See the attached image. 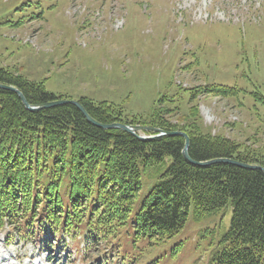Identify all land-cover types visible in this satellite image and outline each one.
<instances>
[{
    "label": "rangeland",
    "instance_id": "obj_1",
    "mask_svg": "<svg viewBox=\"0 0 264 264\" xmlns=\"http://www.w3.org/2000/svg\"><path fill=\"white\" fill-rule=\"evenodd\" d=\"M0 65L58 100L106 101L142 122L154 109H173L168 116L180 125L197 112L203 131L264 146V0H0ZM206 84L237 93L202 91ZM147 179L135 210L154 184ZM232 209L230 201L201 220L191 210L162 245L123 240L116 264H210ZM5 233L0 264L83 263L76 250L6 244Z\"/></svg>",
    "mask_w": 264,
    "mask_h": 264
},
{
    "label": "trees",
    "instance_id": "obj_2",
    "mask_svg": "<svg viewBox=\"0 0 264 264\" xmlns=\"http://www.w3.org/2000/svg\"><path fill=\"white\" fill-rule=\"evenodd\" d=\"M0 83L19 88L32 105L59 99L44 83L1 65ZM202 91L232 96L237 88L206 84ZM80 101L102 123L185 131L194 160L264 166V146H242L203 131L197 112L180 125L168 116L173 109H154L151 120L142 122L124 118L106 101ZM184 144L180 135L142 140L95 126L73 104L31 111L17 93L0 88V229L8 231L9 242L18 238L50 250L68 238L81 251L83 240L89 251L84 259H99L109 257V249L120 252L123 240L136 247L139 240L162 245L184 228L191 210L201 220L231 201V225L210 264H264V173L229 163L192 164ZM148 177L154 184L135 210Z\"/></svg>",
    "mask_w": 264,
    "mask_h": 264
},
{
    "label": "water",
    "instance_id": "obj_3",
    "mask_svg": "<svg viewBox=\"0 0 264 264\" xmlns=\"http://www.w3.org/2000/svg\"><path fill=\"white\" fill-rule=\"evenodd\" d=\"M0 88L10 90V91L17 93L18 96L20 97V99L22 100V102L24 103V105L26 106V108L31 110V111H36V110L45 109V108H51V107L61 105V104H73L84 114V116L86 117V119L90 123H92L95 126L104 128V129L120 128V129H122V130H124V131H126L132 135L137 136L138 138H140L142 140H151V139H155V138L166 136V135L183 136L185 138V144H184V148H183L182 153H183L184 157L186 158V160H188L189 162H191L192 164H195V165L207 166V165H210L213 163H229V164H234V165H237V166H240L243 168L258 169L264 173V166H262V165L250 164L247 162H242V161L230 159V158H216V159H211V160H207V161L194 160L189 154L190 137L188 136L187 133H185L183 131H165L163 129L156 128V127L139 126V125H131V124L129 125V124H125L122 122H113V123L106 124V123H102V122L96 120L89 113V111L86 109V107L80 101L68 100V99L67 100H53V101H49V102H45V103H41V104L32 105L27 100L25 94L19 88L12 86V85H8V84H2V83H0ZM144 130L153 131V132H155V134H152L149 136L139 134V132H142Z\"/></svg>",
    "mask_w": 264,
    "mask_h": 264
}]
</instances>
